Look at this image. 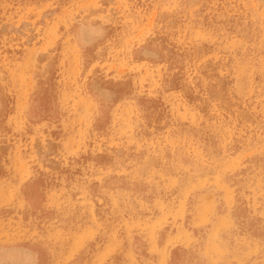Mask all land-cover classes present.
<instances>
[{"label": "rangeland", "instance_id": "1", "mask_svg": "<svg viewBox=\"0 0 264 264\" xmlns=\"http://www.w3.org/2000/svg\"><path fill=\"white\" fill-rule=\"evenodd\" d=\"M0 264H264V0H0Z\"/></svg>", "mask_w": 264, "mask_h": 264}]
</instances>
